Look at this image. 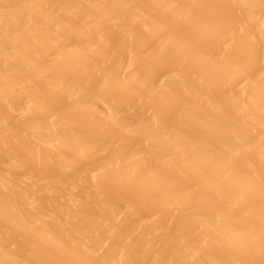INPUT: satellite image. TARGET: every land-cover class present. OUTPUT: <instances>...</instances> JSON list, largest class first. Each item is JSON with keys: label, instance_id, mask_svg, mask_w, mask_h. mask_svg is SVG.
<instances>
[{"label": "bare ground", "instance_id": "bare-ground-1", "mask_svg": "<svg viewBox=\"0 0 264 264\" xmlns=\"http://www.w3.org/2000/svg\"><path fill=\"white\" fill-rule=\"evenodd\" d=\"M0 264H264V0H0Z\"/></svg>", "mask_w": 264, "mask_h": 264}]
</instances>
